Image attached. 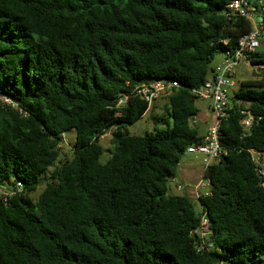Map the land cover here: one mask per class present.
<instances>
[{
    "label": "trees",
    "instance_id": "16d2710c",
    "mask_svg": "<svg viewBox=\"0 0 264 264\" xmlns=\"http://www.w3.org/2000/svg\"><path fill=\"white\" fill-rule=\"evenodd\" d=\"M230 1L0 0V91L16 104L0 103V184H23L0 202V264H264V188L249 153L264 156V69L229 97L225 154L201 175L207 194L168 192L202 136L193 89L252 29L226 14ZM251 63L264 65V43ZM155 79L178 83L163 98L171 124L131 134L150 103L128 93ZM70 130V156L60 158ZM202 215L209 235L199 249Z\"/></svg>",
    "mask_w": 264,
    "mask_h": 264
},
{
    "label": "built area",
    "instance_id": "2783aa9c",
    "mask_svg": "<svg viewBox=\"0 0 264 264\" xmlns=\"http://www.w3.org/2000/svg\"><path fill=\"white\" fill-rule=\"evenodd\" d=\"M226 8V14L229 17L236 16L249 19L252 22V29L239 37L237 46L233 51L228 50L221 54L222 59L215 64L213 76L206 79L202 85L192 91L198 99L210 101L211 112L214 117L213 122L207 127L199 142L189 145L186 149L187 153L202 156L203 169L225 154L218 134L222 119L227 115V110L232 107L228 89L236 85L235 80L232 78L235 69L240 65H249L257 70L264 69V65L251 63L254 53L261 46V38L264 37V0H231L226 4ZM177 85L178 83L174 80L155 79L135 85L128 94L139 96L141 99L151 103L152 100L165 92L168 93L173 86ZM127 97L128 95L126 94L120 97L118 104H124ZM0 103L11 104L16 107V104L1 91ZM242 114L244 117L241 119V124L246 129H249L252 115L247 111H242ZM191 122L195 123L194 117ZM249 153L255 163L256 172L262 180L261 186L264 188V156L254 149H251ZM169 180L176 183L177 190L183 189L184 186L175 177H171ZM208 182L209 180L203 177L198 180L194 186L197 196L207 194V191L202 192L201 188L208 187ZM22 190L23 184L20 181H16L10 187L0 184V202L7 204L11 196L22 192ZM193 233L201 238L198 247L203 249L207 245L206 240L209 235L208 220L204 215H202L200 224L193 230Z\"/></svg>",
    "mask_w": 264,
    "mask_h": 264
},
{
    "label": "rangeland",
    "instance_id": "374dc122",
    "mask_svg": "<svg viewBox=\"0 0 264 264\" xmlns=\"http://www.w3.org/2000/svg\"><path fill=\"white\" fill-rule=\"evenodd\" d=\"M262 41H264V38L261 39V44L264 43ZM221 59H222L221 54L216 55L214 57L213 61L211 62V65H215V64L219 63L221 61ZM254 72H257V69L252 67V66H249V65L238 66L232 75V78L235 80L236 85L234 87H231L228 89V96L229 97L233 96V93L237 89L238 83H240L243 80L253 79L255 77L253 75ZM166 94H167V92L161 94L159 97L152 100V102L150 103L149 110L141 118L137 119L131 125H128V131L131 134L143 135L147 132H153L155 129L165 128L167 126V124H171L169 118H167V114H166V111L164 108L165 101L163 98ZM205 103H207V101L196 99V105H198L199 107H203V105ZM110 137H111V129H109L108 131L103 133L100 137L99 144L103 148V153L100 156L101 162H105L110 156V150L112 149L111 144H110ZM74 139H75V131L74 130H70L63 135V138L61 139V142H60V147H61L60 148L61 149L60 158L63 157L64 155H66L67 157L70 156V149L72 147ZM200 163H201V161L198 162L192 156L188 155L187 152H185L181 158V162H180L178 169L181 166H184V167L197 166L200 168L202 165V163L201 164ZM55 164H57V162ZM52 166L53 165L49 166L47 168V170L44 172V175L42 176V178L39 179L37 189L31 193L32 198H35L38 195V193L41 191V189L43 188L44 178H45V176H48V174L50 173V171L53 168ZM11 182H13L12 179H9V180L5 181L4 184L8 185ZM184 188H185V186H184ZM201 191L202 192L207 191V187L201 188ZM168 192L170 194H178V193H181L182 190H177L176 189V183L169 180L168 181ZM195 193H196V191L194 192V194ZM195 196H196V194H195ZM196 208H198L197 204H196Z\"/></svg>",
    "mask_w": 264,
    "mask_h": 264
},
{
    "label": "crops",
    "instance_id": "0c3cea01",
    "mask_svg": "<svg viewBox=\"0 0 264 264\" xmlns=\"http://www.w3.org/2000/svg\"><path fill=\"white\" fill-rule=\"evenodd\" d=\"M194 119H195V124L200 129V133L203 135L204 132L206 131L207 127L214 120L213 114L211 112L210 101L207 100V103H205L203 105V107L198 106V113L194 117ZM188 155L192 156L198 162L201 161V155L192 154V153H188ZM202 172H203V166L202 165L200 168L197 166H188V167L181 166L178 169L177 176L175 177L177 181L183 183L185 186V188L182 190L181 193H186L189 197H192V198L195 197L196 198L197 195L195 196L196 193L194 194V192H195L194 186L196 185L197 181L199 180V177L201 178ZM207 190H208V188H207ZM198 210H199V207H198Z\"/></svg>",
    "mask_w": 264,
    "mask_h": 264
},
{
    "label": "water",
    "instance_id": "95a60500",
    "mask_svg": "<svg viewBox=\"0 0 264 264\" xmlns=\"http://www.w3.org/2000/svg\"><path fill=\"white\" fill-rule=\"evenodd\" d=\"M258 19H260V18H258Z\"/></svg>",
    "mask_w": 264,
    "mask_h": 264
}]
</instances>
